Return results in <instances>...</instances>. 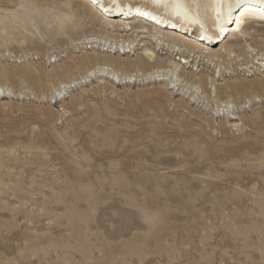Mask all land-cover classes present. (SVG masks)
<instances>
[{
    "label": "rangeland",
    "instance_id": "obj_1",
    "mask_svg": "<svg viewBox=\"0 0 264 264\" xmlns=\"http://www.w3.org/2000/svg\"><path fill=\"white\" fill-rule=\"evenodd\" d=\"M76 3L0 0V264H264L255 51L166 78Z\"/></svg>",
    "mask_w": 264,
    "mask_h": 264
},
{
    "label": "bare ground",
    "instance_id": "obj_2",
    "mask_svg": "<svg viewBox=\"0 0 264 264\" xmlns=\"http://www.w3.org/2000/svg\"><path fill=\"white\" fill-rule=\"evenodd\" d=\"M75 2L82 3L90 14L101 18L106 15L104 11L114 16L118 14L116 24L123 23L126 27L124 30L130 31L133 36L129 43L133 44L134 41L142 43L140 63L144 66L148 64L150 67H157L166 78L184 77L190 80L196 74L186 72L183 64L197 58L206 59V62L211 61L223 53L230 56L233 52L231 46L246 54L255 51V56L252 57L255 63L246 65L261 68V72H264V52L255 50L249 42L254 32L260 30L264 32V0H75ZM130 17H133L135 22H128ZM142 19H148V23L143 20L146 22L144 23ZM99 22L104 26L103 19ZM158 24L168 25V28L162 31ZM179 32L184 34L181 35ZM194 32L200 33L201 39L193 37ZM188 33L192 36H188ZM223 34L235 41L223 45L225 43ZM85 40L90 41V37H85ZM203 40H207V43L219 40L222 44L218 50H214ZM260 42L264 44V39ZM157 48L166 50L167 59L157 57L155 52ZM121 50L124 51L123 44L118 49L119 56ZM175 51L182 53L181 59L170 57L169 54ZM148 73L150 72L144 74ZM205 79L210 80L212 77L206 75Z\"/></svg>",
    "mask_w": 264,
    "mask_h": 264
}]
</instances>
